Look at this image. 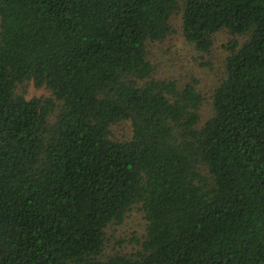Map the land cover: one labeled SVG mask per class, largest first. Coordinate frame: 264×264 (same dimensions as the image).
Segmentation results:
<instances>
[{
    "label": "trees",
    "instance_id": "16d2710c",
    "mask_svg": "<svg viewBox=\"0 0 264 264\" xmlns=\"http://www.w3.org/2000/svg\"><path fill=\"white\" fill-rule=\"evenodd\" d=\"M177 16L230 34L205 117L152 58ZM0 264H264V0H0Z\"/></svg>",
    "mask_w": 264,
    "mask_h": 264
},
{
    "label": "rangeland",
    "instance_id": "374dc122",
    "mask_svg": "<svg viewBox=\"0 0 264 264\" xmlns=\"http://www.w3.org/2000/svg\"><path fill=\"white\" fill-rule=\"evenodd\" d=\"M174 26L176 32L172 33L164 41L156 42L152 46V58L158 64L157 75L162 77L172 76L179 81L180 85L191 83L197 80L196 87L204 96V101L200 108V113L205 117L211 110V91L213 86L222 75L225 65V57L227 52L223 49V44L229 40L230 34L222 32L217 35L213 54L211 56L201 55L193 50H190L188 44L183 40L181 33V16L174 18ZM196 57V60L195 58ZM211 59L209 60V58ZM210 62L211 65L205 64ZM26 86L27 98L50 96L51 93L45 87L38 88L32 82ZM127 126V125H125ZM120 137L125 131L127 136L130 130H125L123 127H117ZM145 229V220L143 213L134 208L129 217L122 225L109 226L107 232L109 234L110 246L108 252L113 249L117 251L133 252L138 248L136 239H141ZM118 240H124L119 246Z\"/></svg>",
    "mask_w": 264,
    "mask_h": 264
}]
</instances>
